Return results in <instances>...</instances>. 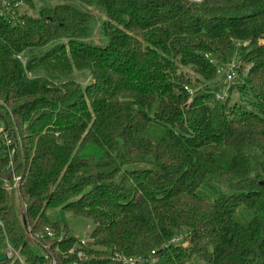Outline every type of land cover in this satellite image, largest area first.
<instances>
[{
  "label": "trees",
  "instance_id": "1",
  "mask_svg": "<svg viewBox=\"0 0 264 264\" xmlns=\"http://www.w3.org/2000/svg\"><path fill=\"white\" fill-rule=\"evenodd\" d=\"M21 1L0 3V264H264V0ZM75 69L93 80L48 77ZM52 209L91 221L85 247Z\"/></svg>",
  "mask_w": 264,
  "mask_h": 264
},
{
  "label": "rangeland",
  "instance_id": "2",
  "mask_svg": "<svg viewBox=\"0 0 264 264\" xmlns=\"http://www.w3.org/2000/svg\"><path fill=\"white\" fill-rule=\"evenodd\" d=\"M198 1V0H196ZM55 3V0H33L34 8H31L30 6L26 7L29 8L28 10L33 13V14H38L40 8L43 7H49L52 6ZM24 4L20 6L22 8ZM264 40L263 39H260ZM232 56V55H231ZM236 58V57H235ZM234 59L227 60L226 62H222V64L219 66V72H218V77L220 76L219 82L221 84H229L231 81L227 79V73L231 72L234 68L233 71H236V65L235 61L233 62ZM218 59V58H217ZM216 59V60H217ZM219 60V59H218ZM218 62V61H217ZM45 74V73H43ZM191 74V72H190ZM48 75V74H47ZM48 77L55 82H64L66 80H74L76 82H79L82 86L87 85L89 82H91L92 75L89 72V70H77L75 69L71 75L69 76H61V75H48ZM217 77V78H218ZM218 91L220 93H225L227 94V88H220L218 87ZM232 99L234 100L238 96L232 92L231 95ZM4 127H5V122L0 119V133L1 135H5L4 133ZM11 150V149H10ZM9 149L3 151L2 155H10L12 150L10 151ZM10 152V154H9ZM12 157V156H11ZM48 216L52 222H58V226L56 228L60 229L58 231L59 234H65L69 235L70 233L73 234V237L78 238L79 242L83 244L82 246H86L88 243V240L90 239V232L92 229V223L89 219L85 217H74L71 213L65 212L62 209H52L48 211ZM8 253H10V256H16L17 259H19V256L15 254L11 248H8ZM72 253H77V259L82 260L83 258L86 257V252L83 251L82 248H79L76 244L72 246Z\"/></svg>",
  "mask_w": 264,
  "mask_h": 264
},
{
  "label": "built area",
  "instance_id": "3",
  "mask_svg": "<svg viewBox=\"0 0 264 264\" xmlns=\"http://www.w3.org/2000/svg\"><path fill=\"white\" fill-rule=\"evenodd\" d=\"M196 1V0H194ZM200 1V0H198ZM0 3L2 5V14L3 16H7V17H14L16 15V8H20V6L22 5V1L21 0H0ZM262 42L264 43V40H262ZM234 70V68H233ZM231 71L227 73V79L228 80H232L236 75V71ZM219 97V96H218ZM3 138L6 139L7 143L10 142V139L8 138V136L5 134L3 135ZM48 232L49 229L47 230ZM52 232H50L49 234L51 235ZM8 255L10 256V253H8ZM51 264H56V261L52 260Z\"/></svg>",
  "mask_w": 264,
  "mask_h": 264
},
{
  "label": "water",
  "instance_id": "4",
  "mask_svg": "<svg viewBox=\"0 0 264 264\" xmlns=\"http://www.w3.org/2000/svg\"><path fill=\"white\" fill-rule=\"evenodd\" d=\"M0 115L3 117V119L6 121V124L8 125V126H10V121L8 120V117L5 115V114H3L1 111H0ZM17 150H18V148H17ZM20 161H21V155H20V152H19V150H18V157H17V161H16V163H15V165H14V167L11 169V171H10V173L8 174H1L2 175V177L3 178H5V179H7L15 170H16V168H17V166L19 165V163H20ZM7 259V255L6 254H4V255H1L0 256V261H4V260H6Z\"/></svg>",
  "mask_w": 264,
  "mask_h": 264
}]
</instances>
